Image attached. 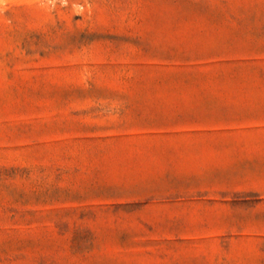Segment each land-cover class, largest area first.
I'll return each instance as SVG.
<instances>
[{
	"label": "rangeland",
	"instance_id": "rangeland-1",
	"mask_svg": "<svg viewBox=\"0 0 264 264\" xmlns=\"http://www.w3.org/2000/svg\"><path fill=\"white\" fill-rule=\"evenodd\" d=\"M0 264H264V0H0Z\"/></svg>",
	"mask_w": 264,
	"mask_h": 264
}]
</instances>
